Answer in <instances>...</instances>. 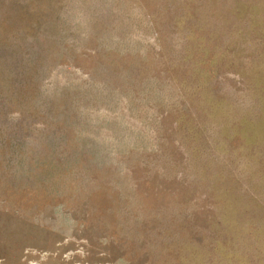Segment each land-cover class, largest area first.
<instances>
[{"label":"rangeland","instance_id":"obj_1","mask_svg":"<svg viewBox=\"0 0 264 264\" xmlns=\"http://www.w3.org/2000/svg\"><path fill=\"white\" fill-rule=\"evenodd\" d=\"M0 264H264V0H0Z\"/></svg>","mask_w":264,"mask_h":264}]
</instances>
